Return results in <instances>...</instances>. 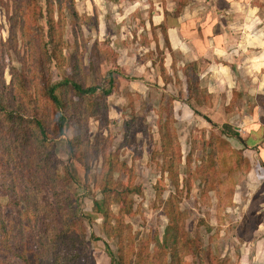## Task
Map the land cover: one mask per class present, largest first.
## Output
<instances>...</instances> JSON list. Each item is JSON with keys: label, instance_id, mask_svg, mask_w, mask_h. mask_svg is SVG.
<instances>
[{"label": "rangeland", "instance_id": "rangeland-1", "mask_svg": "<svg viewBox=\"0 0 264 264\" xmlns=\"http://www.w3.org/2000/svg\"><path fill=\"white\" fill-rule=\"evenodd\" d=\"M250 4L262 7L259 0H0V93L11 105L32 99L48 139L41 148L23 138L16 146L14 133L0 138L12 145L0 177H16L17 159L31 167L50 152L36 198L54 205L60 184L70 193L85 231L81 264H264L255 259L263 208L246 187L251 165L221 120L233 97L224 85L208 97L198 84L204 61L179 48L193 39L186 36H208L211 24H242ZM71 81L97 90L79 93ZM51 87L60 106L49 99ZM204 106L213 111L204 114ZM18 202L25 211L22 194ZM0 209L13 210L7 195ZM15 243L0 240V264H40L27 227Z\"/></svg>", "mask_w": 264, "mask_h": 264}, {"label": "crops", "instance_id": "crops-1", "mask_svg": "<svg viewBox=\"0 0 264 264\" xmlns=\"http://www.w3.org/2000/svg\"><path fill=\"white\" fill-rule=\"evenodd\" d=\"M259 1H262L261 8L250 4L254 8L252 13L248 8L245 12L242 11V24L229 23L224 26L227 29L223 30L218 25L211 24L205 29H208V36H186L193 38L189 42L191 45H188L187 40L181 41L179 45V48L188 50H184L185 56L199 59L202 63L204 61L198 72V84L208 97L219 96L223 90L221 85L229 89L233 97L234 105L224 113L218 112L222 122L235 130L233 138L236 145H240L243 157L251 165L245 182L252 185H245L250 191L257 192L258 195L252 198V202L259 200L258 208H263L261 219L254 229L253 239L257 242L258 250L255 259L264 257V0ZM230 10L232 13L233 9ZM213 12L217 15L216 10ZM255 13L259 20L262 19L260 25L252 22L251 16ZM205 15L209 13L206 12ZM152 23L156 24L154 20ZM175 31L174 28L167 29L169 43L178 42L174 37H169ZM203 110L207 114V110L212 108L204 106ZM255 180L259 183L254 182Z\"/></svg>", "mask_w": 264, "mask_h": 264}, {"label": "trees", "instance_id": "trees-1", "mask_svg": "<svg viewBox=\"0 0 264 264\" xmlns=\"http://www.w3.org/2000/svg\"><path fill=\"white\" fill-rule=\"evenodd\" d=\"M49 26L51 34L55 35L57 32L54 30L52 20L49 21ZM71 87L82 94L94 93L97 90L96 86L83 87L74 81H71ZM110 88L104 90L106 94L110 92ZM48 95L55 105L60 106V100L53 87L49 88ZM6 99L7 96L2 91L0 93V138L3 137L2 139H4L5 135L14 133L16 136L12 143L14 144L16 139V146L22 145L21 138H23L24 144L27 146V143L33 141L38 147L46 148L48 139L46 127L40 118V107L32 99H29L28 102L19 101L14 105L7 103ZM26 112H33V114L30 118L24 117L23 114ZM62 119V114H59L58 128L60 132L62 131ZM5 127L8 130L4 131L3 128ZM6 140L8 139H0V167L4 168H8V163L11 161L9 150L12 145L7 144ZM49 155L50 152L47 151L46 155L42 157L43 161L37 159L31 167L26 162L25 167L28 165L27 169L25 167L20 168L19 159H17L14 163L17 170L16 177H12V174L0 177V195H7L9 203L13 207V210L10 213H5V215L0 209V220H3L0 225L2 228L0 240L16 244V240L17 242L22 241L23 230L27 227L35 238L36 253H34L39 258L40 264H81V259L87 258L83 249V247L85 248V231L81 221L82 214L77 205L72 204L70 193L63 189L60 184L58 189H52L51 191L55 199L54 205L47 202L44 206H41L36 198L37 192L40 191V170L44 168L46 163H49L45 161L44 156ZM27 158L30 159L31 157L27 156ZM33 166L39 168L36 170ZM38 170L39 172H37ZM45 179L43 186L47 184L45 186L50 189L49 177H45ZM20 194L24 196L25 203L28 204L27 209L23 212L18 202ZM94 205L96 211L100 212V201L94 200ZM56 216L59 218L56 219ZM104 229L108 236L113 235V230L110 229L108 223L104 224ZM23 244H19L18 247L25 258L26 248ZM107 254L111 258V253L107 252Z\"/></svg>", "mask_w": 264, "mask_h": 264}]
</instances>
